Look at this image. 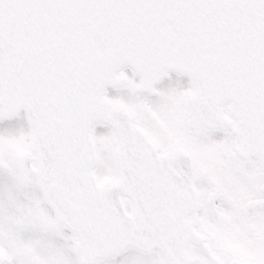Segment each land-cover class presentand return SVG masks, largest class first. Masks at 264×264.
I'll use <instances>...</instances> for the list:
<instances>
[{"label": "snow or ice", "instance_id": "obj_1", "mask_svg": "<svg viewBox=\"0 0 264 264\" xmlns=\"http://www.w3.org/2000/svg\"><path fill=\"white\" fill-rule=\"evenodd\" d=\"M0 264H264V0H0Z\"/></svg>", "mask_w": 264, "mask_h": 264}]
</instances>
